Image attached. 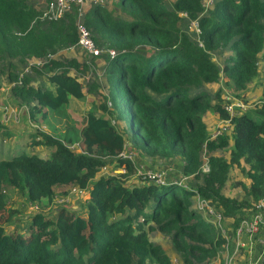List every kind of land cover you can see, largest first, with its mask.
<instances>
[{"label":"trees","instance_id":"1","mask_svg":"<svg viewBox=\"0 0 264 264\" xmlns=\"http://www.w3.org/2000/svg\"><path fill=\"white\" fill-rule=\"evenodd\" d=\"M115 1L117 12L87 2L82 15L95 44L108 50L102 86L84 85L80 73L90 65L75 55L77 48L67 51L78 41L76 9L41 19L32 0H0V60L8 61L12 96L31 121L70 97H100L90 98L94 107L84 115L80 143L36 129L25 145L50 148L46 157L22 151L0 160V264H172L151 232L168 238L184 264H207L224 251L226 238L191 207V197L213 204L234 231L264 201V87L253 106L236 107L233 115L224 108L245 101L264 62V0H214L209 9L206 0ZM186 21L197 24V39ZM225 50L219 65L213 53ZM27 59L42 61L32 67L41 82L14 71ZM125 114L130 134L121 125ZM210 114L229 120V136L211 138ZM125 148L153 160L179 156L191 186L139 174L120 155ZM110 166L118 172L100 175ZM73 186L87 191L81 212L36 211L27 233L6 230L14 216L10 188L28 203L53 204L55 189ZM227 186L239 194H227Z\"/></svg>","mask_w":264,"mask_h":264},{"label":"rangeland","instance_id":"2","mask_svg":"<svg viewBox=\"0 0 264 264\" xmlns=\"http://www.w3.org/2000/svg\"><path fill=\"white\" fill-rule=\"evenodd\" d=\"M50 0H32L33 5L40 11H42L46 4ZM172 0H166L167 5ZM214 0H206L205 7L211 8ZM103 5L112 9V11H118V7L116 5L115 0H104ZM87 4H84L82 8V12L86 11ZM189 26V27H188ZM187 27V28H186ZM184 28L191 34L194 39H197V35L195 31L196 23L186 21ZM82 50V48H81ZM73 51V50H72ZM74 54V52H72ZM230 53L229 50L225 51H218L213 53L214 61L222 65L224 63V58ZM78 57H80L81 61L86 62L87 60L91 61V64L84 73H80L82 76L83 84H87L89 82H95L100 85H104L105 81V70L104 65L107 60L106 53H102L98 59L90 58L86 51H83V55L75 53ZM42 64V61L37 59H27L24 64L17 65L14 71L16 73L20 72L22 76H30L34 82H41L43 78L39 75H36L34 71H32V67L39 68ZM8 61L5 59L0 60V110H2V105H10L17 111V118L16 119H9L5 121L2 118V114L0 111V160L6 159L11 157L12 155L18 154L23 150V144L27 141V137L29 133L34 132L36 129H40L46 133H53L56 134L58 137H62L63 139L71 138L73 142L79 141V130L83 126V118L86 112L90 109H93V105L90 102V98H95L96 101L100 100L99 92H96L92 95L86 96L84 99H78L74 97H70L68 104L61 106L60 108L49 111L48 115L45 119H41L40 115L36 116V120L31 121L28 109L26 106L18 103L12 96L11 87L13 83H11L8 79V70H7ZM260 72L257 78H255L250 87L248 92L245 96V101L240 100V102L244 105V108H248L253 106L255 103L258 102L259 98L261 97V89L264 87V62L260 59L259 64ZM217 85H213L210 87L211 91H214V87L216 88ZM209 87V86H208ZM237 99V98H236ZM217 117V115L214 114ZM218 118V117H217ZM122 127L125 128L128 134L131 133V123L128 114L124 115V119L122 120ZM8 130L10 135H3L2 134ZM18 133L17 137L14 134ZM228 136L230 134V127L227 131H225ZM224 132V133H225ZM13 135L14 137H12ZM71 149L78 151L79 148ZM223 155H228L226 151L223 152ZM161 173V172H159ZM102 175L108 174H116L114 169L108 168L102 169ZM162 174V173H161ZM164 178L162 174V179ZM232 179H235L233 177ZM230 183H232L230 181ZM178 191L181 193L182 188L178 187ZM237 190H232L230 186L226 187V193L230 195H237ZM87 191H83L82 193L72 192V188L67 189V191L59 189H55V198L53 204H49L46 200L39 201L37 203H28L25 197L16 189L10 188L6 191L7 200L9 201V207L14 210V216L7 222L6 230L8 232L18 231L20 233H27L29 230V221L31 215L36 211H41L46 213L47 215L53 216L54 210L58 206H64L71 210H75L76 212H81L83 209V202L87 198ZM191 207L196 210V198L193 196L191 197ZM208 217V216H207ZM209 218V217H208ZM212 220V217L209 218ZM221 224L223 228H225V221L221 219ZM159 234L156 232H151V239L154 242L161 241L158 239ZM168 245H170L168 238L165 240ZM235 248L232 247L228 252H224L223 255H218L213 259H210L207 264H234V257L233 261L228 260L233 254V250ZM167 252V249H165ZM243 253H240V255ZM227 258V259H226ZM172 264H184L179 259L171 260Z\"/></svg>","mask_w":264,"mask_h":264},{"label":"built area","instance_id":"3","mask_svg":"<svg viewBox=\"0 0 264 264\" xmlns=\"http://www.w3.org/2000/svg\"><path fill=\"white\" fill-rule=\"evenodd\" d=\"M104 0H50L45 8L41 11L40 18L41 19H59L62 16H64L66 13L71 12L76 9L78 12V19L76 22L77 25V32H78V41L74 46L69 47L68 49L73 50L75 48H82V50L86 51V54L93 59H98V57L102 53L108 52V50L104 51V49L99 48L93 39V35L91 31L87 28V26L82 21V15L84 14L82 12V8L84 7V4L86 5L87 2H93V3H100L102 4ZM197 32H199L196 24ZM40 61V60H39ZM86 63L88 65L91 64V61L87 60ZM22 75L19 76L21 78ZM18 84H21V80L19 79ZM227 97L229 95L227 94ZM2 118L7 121L9 119H16L17 118V111L12 108L10 105H2ZM240 107L241 109H245L244 105L240 102V100L233 99L232 102L225 104L224 108L225 110L230 114H234L235 108ZM230 127V122L227 119H224L220 121V123L216 126V128L213 130V132L210 134L211 138H215L221 134H223L225 131H227ZM74 147V145H72ZM122 157L129 158L133 161L134 153L132 151H129L127 148L124 149V151L120 154ZM202 170L205 172L208 170V167L206 164H204ZM121 172H124V169L121 170ZM143 173V172H142ZM141 174V173H139ZM145 177L150 180H156L159 183H163L162 174L156 173V172H150L147 171L145 173ZM187 177H184L183 182L178 183L182 187L187 188ZM86 190H80L77 187L72 188V192H78L82 193ZM196 207L199 211H202L205 213L209 218L212 217V220L208 218V220L216 227L219 228V230L222 232L223 236L226 234V231L224 230L221 219L224 220V217L222 216V213L218 211L213 204H211L208 201L205 200H199L197 201ZM264 228V201H260L258 204H256L255 209L251 212L249 216L244 218L237 230L236 234L239 237V235H242L243 233L248 234L249 236L253 235L254 233L258 232L260 229ZM241 244L238 242L236 248L234 249L233 253H237L238 249L240 248ZM227 259V258H226ZM230 261L231 258H228Z\"/></svg>","mask_w":264,"mask_h":264},{"label":"crops","instance_id":"4","mask_svg":"<svg viewBox=\"0 0 264 264\" xmlns=\"http://www.w3.org/2000/svg\"><path fill=\"white\" fill-rule=\"evenodd\" d=\"M67 51H72V50L67 49ZM73 51H75V49H73ZM76 53L83 55V50H81L80 48H77ZM17 74L19 76L21 75L20 72H18ZM210 87L212 88L213 86H209L208 88L210 89ZM205 119L207 121V127H208L209 134H211L213 130L216 128V126L220 123V121H222V119H218L216 116L212 114L207 115ZM4 133L2 134V136L4 135ZM14 135L15 137H17L18 133ZM11 136L14 137L13 135ZM27 140H28V137H27ZM26 142L27 141H25V143ZM25 143L23 144V150L25 152L36 153L41 157H46L50 153V148L48 147L36 146L33 148H28L26 147ZM77 143H80V140ZM231 144L232 143H230V146ZM132 152L134 153L133 161H134L135 167L137 168L138 173H142V172L145 173L147 171L156 172V173L161 172L164 176L163 178L164 183L178 184L180 182H183L184 175L181 172L182 162L179 156L173 159L153 160L150 158L140 157L137 151L135 152L132 151ZM106 168L111 170V168L113 167L110 166V167H105L103 169H106ZM114 171L118 172V170L116 169H114ZM100 175H102L101 172H100ZM186 181H187V185L191 186L190 178L187 177ZM74 187L75 186L71 188H74ZM236 193L239 194V190H237ZM195 198L197 202L198 198L197 197ZM251 212H249L248 216L251 214ZM224 221H225L224 230L226 231V234L224 235L226 238V244L224 247V251L221 253V255H223L224 252H228L232 247L236 248L238 242H240L241 246L238 249L237 253L231 254V257H230L232 261H233V257L235 258L234 264H261L263 257H264V228L260 229L258 232L254 233L251 236L243 233L242 235H239L238 237L236 234V231L232 229L231 220L224 218ZM158 239L161 241H158L157 243L161 244L164 247V249H167V253L170 256L171 260L180 258V256L173 250L171 245H168V243L165 242L166 238L163 237L162 234H159ZM240 253H243V254L240 255Z\"/></svg>","mask_w":264,"mask_h":264}]
</instances>
